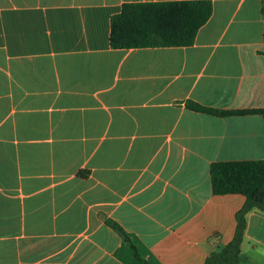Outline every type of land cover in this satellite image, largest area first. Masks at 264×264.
<instances>
[{"label": "crops", "instance_id": "obj_1", "mask_svg": "<svg viewBox=\"0 0 264 264\" xmlns=\"http://www.w3.org/2000/svg\"><path fill=\"white\" fill-rule=\"evenodd\" d=\"M0 0V264H205L242 195L211 165L264 160V0H209L190 47H111L127 3ZM120 225L127 242L108 224ZM242 264H264L253 210Z\"/></svg>", "mask_w": 264, "mask_h": 264}, {"label": "trees", "instance_id": "obj_2", "mask_svg": "<svg viewBox=\"0 0 264 264\" xmlns=\"http://www.w3.org/2000/svg\"><path fill=\"white\" fill-rule=\"evenodd\" d=\"M212 15L213 4L209 0L127 3L119 14L112 17L111 47L117 50L190 47ZM186 107L216 117L264 115V108L225 111L194 102H188ZM211 178L215 195H242L246 203L236 216L234 240L212 253L205 264H242L241 244L247 215L255 209L264 212V160L213 163ZM107 224L130 242L120 225L112 220H108Z\"/></svg>", "mask_w": 264, "mask_h": 264}]
</instances>
